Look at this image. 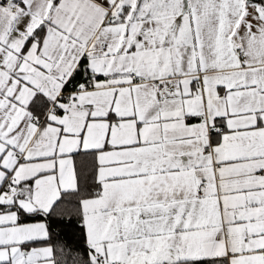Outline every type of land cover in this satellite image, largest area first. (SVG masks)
<instances>
[{"label": "snow or ice", "instance_id": "6c2138e0", "mask_svg": "<svg viewBox=\"0 0 264 264\" xmlns=\"http://www.w3.org/2000/svg\"><path fill=\"white\" fill-rule=\"evenodd\" d=\"M0 264H264V0H0Z\"/></svg>", "mask_w": 264, "mask_h": 264}]
</instances>
